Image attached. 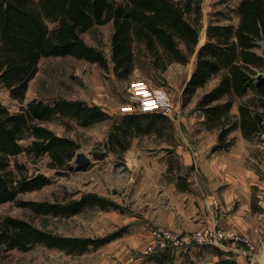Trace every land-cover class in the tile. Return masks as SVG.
Segmentation results:
<instances>
[{
  "label": "trees",
  "instance_id": "obj_1",
  "mask_svg": "<svg viewBox=\"0 0 264 264\" xmlns=\"http://www.w3.org/2000/svg\"><path fill=\"white\" fill-rule=\"evenodd\" d=\"M204 0H0V87L7 89L21 106L12 110L0 102V205L17 201L37 214L68 217L99 207L121 205L99 193H84L67 203L18 200L20 194L49 184L44 174H31L26 163L12 164L23 153L36 161L47 156L52 169L72 168L80 145L59 135L49 123L59 121L72 129L90 127L112 115L85 100L35 97L25 103L30 82L39 63L50 56H73L97 63L119 79L128 78L139 60L150 61L164 72L172 63H188L196 55L195 69L183 89V106L212 79L217 84L201 94L195 109L204 112L207 129L220 130L214 150L233 144L230 133L240 127L248 138L264 134V0H240L228 10H218L201 42ZM238 19L236 22L235 19ZM113 22L111 57L90 45L83 34ZM264 75V74H263ZM238 104L239 113L232 110ZM174 132L166 113H127L112 124L108 149L123 152L140 135ZM173 135V134H172ZM23 140L26 142L23 143ZM108 150V151H109ZM103 155V154H102ZM107 236H64L37 227L30 220L0 215V255L17 249L27 251L40 244L68 254H83L111 242ZM176 249L169 247L146 254L134 264H173Z\"/></svg>",
  "mask_w": 264,
  "mask_h": 264
},
{
  "label": "rangeland",
  "instance_id": "obj_2",
  "mask_svg": "<svg viewBox=\"0 0 264 264\" xmlns=\"http://www.w3.org/2000/svg\"><path fill=\"white\" fill-rule=\"evenodd\" d=\"M237 1L204 0L200 44L207 40L206 29L215 12L220 9L227 11L228 7L234 6ZM113 32V22H107L105 25L96 26L83 36L90 45L99 47L111 57ZM195 63L196 55L188 63H172L161 72L152 67L150 61L142 59L138 61L132 75L119 79L95 62L69 55L50 56L40 61L38 73L29 84L25 103L35 97L48 101L55 98L82 99L92 105L101 106L112 116L90 127L77 126L75 122H71V130L59 121L49 123V127L59 135H67L78 141V152L84 151L90 156L92 165L89 168H80L75 158L72 168L57 170L49 167L50 158L47 156L36 161L24 153L13 157L12 164L16 161L26 163L31 174H44L49 179V184L38 190L20 194L18 200L67 203L81 198L84 193L108 192L110 198L119 201L121 208L104 210L96 207L63 217L55 214H37L29 207L20 206L17 201H10L0 205V215L26 218L37 227L64 236L97 238L116 234L110 243L97 249L90 248L83 254H68L40 244L25 252L14 249L1 254L0 264H131L144 259L154 243L151 230L155 224L151 221V206L140 194L135 196L137 183L131 179L132 173L126 166L124 152L117 153L108 149L109 132L112 124L120 121L125 114L144 112L141 105L142 95L148 96L153 102L165 98L172 106L169 116L173 124L177 123L179 130L189 134L196 130L201 115V111L195 109L196 102L216 80L201 88L192 102L183 106V89L196 67ZM0 102L12 110H18L21 106L20 101L12 98L9 91L2 87ZM174 129V132L170 128L163 135L148 137L144 143L152 146L163 141H172L177 131L175 124ZM25 142L23 140V143ZM203 152L210 155L205 150ZM193 247L197 246L182 247L176 251L181 253V256L184 255V259L190 263L198 259V256H195L196 260L193 259V253H190ZM229 260L223 259L221 264H227Z\"/></svg>",
  "mask_w": 264,
  "mask_h": 264
},
{
  "label": "crops",
  "instance_id": "obj_3",
  "mask_svg": "<svg viewBox=\"0 0 264 264\" xmlns=\"http://www.w3.org/2000/svg\"><path fill=\"white\" fill-rule=\"evenodd\" d=\"M259 50L264 54L263 47ZM213 80L215 83L208 89L217 84L218 80ZM232 112L239 113L238 104ZM204 120L205 114L201 111L197 129L191 134L179 130L174 123L177 131L172 141L147 146L144 140L156 135L132 139L131 147L123 151V155L132 173L131 179L137 183L135 196L140 194L149 201L151 221L156 226L181 232L214 226L213 198L219 197L228 211L223 224L264 244V134L261 138H248L238 127L229 135L233 139L231 147L214 150L220 130L207 129ZM194 146L201 152L211 148V153L198 159L193 153ZM101 194L110 198L108 192ZM190 253L193 259L196 260L195 256L198 259L188 263L184 255L177 252L173 264H221L223 259H230L227 264H248L232 243L212 247L198 245Z\"/></svg>",
  "mask_w": 264,
  "mask_h": 264
},
{
  "label": "built area",
  "instance_id": "obj_4",
  "mask_svg": "<svg viewBox=\"0 0 264 264\" xmlns=\"http://www.w3.org/2000/svg\"><path fill=\"white\" fill-rule=\"evenodd\" d=\"M264 49V42H261ZM142 111L151 112L158 111L170 114L172 106L164 99L159 102H153L148 96L142 95ZM207 154L211 153V148L205 150ZM195 156L200 159L203 152L199 148H195ZM214 208L216 210V219L214 226L206 229H198L195 231H175L171 228L162 226H154L151 230V237L154 241L147 254L155 253L157 250L172 247L180 249L190 246H221L232 243L236 250L246 257L248 264H264V244L254 242L250 237L238 232L236 229L225 226L223 224L226 216L228 215L219 197L213 198Z\"/></svg>",
  "mask_w": 264,
  "mask_h": 264
},
{
  "label": "water",
  "instance_id": "obj_5",
  "mask_svg": "<svg viewBox=\"0 0 264 264\" xmlns=\"http://www.w3.org/2000/svg\"><path fill=\"white\" fill-rule=\"evenodd\" d=\"M260 81H264V75L259 76ZM76 164L80 168H89L92 165L91 157L88 156L84 151L77 152Z\"/></svg>",
  "mask_w": 264,
  "mask_h": 264
}]
</instances>
